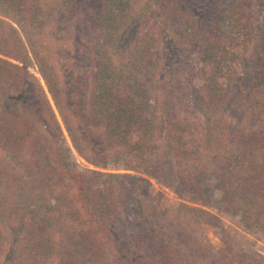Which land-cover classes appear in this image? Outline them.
I'll list each match as a JSON object with an SVG mask.
<instances>
[{
	"label": "trees",
	"instance_id": "trees-1",
	"mask_svg": "<svg viewBox=\"0 0 264 264\" xmlns=\"http://www.w3.org/2000/svg\"><path fill=\"white\" fill-rule=\"evenodd\" d=\"M209 185L264 234V0H0V264H264Z\"/></svg>",
	"mask_w": 264,
	"mask_h": 264
},
{
	"label": "rangeland",
	"instance_id": "rangeland-1",
	"mask_svg": "<svg viewBox=\"0 0 264 264\" xmlns=\"http://www.w3.org/2000/svg\"><path fill=\"white\" fill-rule=\"evenodd\" d=\"M189 1L184 0V2ZM186 6L188 5L186 4ZM195 6L197 7L195 14L202 21H209L216 13L215 2H199ZM156 187L159 188L157 185ZM165 193L161 206L162 211L173 216L180 204L187 205L192 214L202 222L204 232L214 248H223L222 240L227 239L239 251L259 254L264 257V234L248 231L239 217L226 213L221 204V193L213 185L206 187L201 196H179L168 189L165 190Z\"/></svg>",
	"mask_w": 264,
	"mask_h": 264
}]
</instances>
